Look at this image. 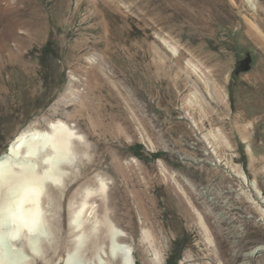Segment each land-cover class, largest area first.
Instances as JSON below:
<instances>
[{
  "label": "rangeland",
  "instance_id": "374dc122",
  "mask_svg": "<svg viewBox=\"0 0 264 264\" xmlns=\"http://www.w3.org/2000/svg\"><path fill=\"white\" fill-rule=\"evenodd\" d=\"M255 2L259 15L242 0H0V154L20 130L59 119L90 147L85 179L73 185L69 171L67 192L51 190L63 247L74 236L69 200L100 176L138 264L153 251L164 264H264V254L244 256L264 246L249 198L264 205L251 187L264 196V0ZM248 51L253 65L236 75Z\"/></svg>",
  "mask_w": 264,
  "mask_h": 264
},
{
  "label": "bare ground",
  "instance_id": "6f19581e",
  "mask_svg": "<svg viewBox=\"0 0 264 264\" xmlns=\"http://www.w3.org/2000/svg\"><path fill=\"white\" fill-rule=\"evenodd\" d=\"M186 1L192 4V0ZM242 2L253 9L256 5L254 10L258 15L263 9L255 0ZM182 11L191 15L189 10ZM239 13L236 14L232 7L230 15L235 17ZM249 22L253 27H258L255 22ZM89 149L85 136L78 132L77 127L61 119L50 121L46 127L34 123L20 130L9 142L6 150L0 154V264H138L133 237L111 217L109 179L100 176L94 186L82 185L69 200L68 225L74 236L71 244L63 247L65 237L62 235L60 216L63 204L60 199L51 196V190L67 189L69 171L74 175L69 179L73 185H79L85 179L82 165L84 158L89 156ZM211 149L217 154L215 146H211ZM224 166L243 185L249 186L248 176L240 166L231 163ZM251 187L264 203L257 182L254 181ZM249 198L260 208L264 220V205L251 194ZM99 200L104 207L102 215L99 213ZM195 212L202 222L200 212ZM210 237L207 240L213 245ZM6 240L12 249L10 253L3 246ZM149 240L150 235L144 230L143 242ZM149 244L151 247L152 243ZM159 253L153 251L150 254L152 264H164ZM263 254L264 246L244 256L257 262ZM210 260L206 256L203 260H189L183 264H212ZM249 260L244 264H250Z\"/></svg>",
  "mask_w": 264,
  "mask_h": 264
},
{
  "label": "water",
  "instance_id": "95a60500",
  "mask_svg": "<svg viewBox=\"0 0 264 264\" xmlns=\"http://www.w3.org/2000/svg\"><path fill=\"white\" fill-rule=\"evenodd\" d=\"M252 65H253L252 54L248 51L244 53L242 55V58L237 62L236 70H235L236 75H240L242 73H246L250 71ZM3 246L7 253L12 252L8 240L4 242ZM74 264H78V262H74Z\"/></svg>",
  "mask_w": 264,
  "mask_h": 264
},
{
  "label": "snow or ice",
  "instance_id": "6c2138e0",
  "mask_svg": "<svg viewBox=\"0 0 264 264\" xmlns=\"http://www.w3.org/2000/svg\"><path fill=\"white\" fill-rule=\"evenodd\" d=\"M9 199H11V193H10ZM25 223H27V221H25Z\"/></svg>",
  "mask_w": 264,
  "mask_h": 264
}]
</instances>
